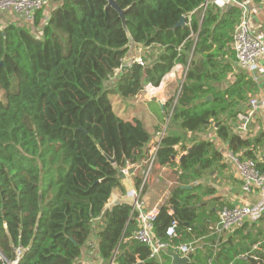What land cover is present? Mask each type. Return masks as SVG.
Wrapping results in <instances>:
<instances>
[{"label": "trees", "instance_id": "16d2710c", "mask_svg": "<svg viewBox=\"0 0 264 264\" xmlns=\"http://www.w3.org/2000/svg\"><path fill=\"white\" fill-rule=\"evenodd\" d=\"M114 1L141 44L140 60L125 69L127 37L107 0H61L45 21L42 8L27 25L0 28V264L13 260L18 246L17 264H76L85 249L96 256L88 264H170L163 250L150 256L134 238L130 203L107 206L113 190H123L122 169L138 166L140 187L151 140L139 119L118 113L109 94L125 104L178 64L185 76L176 98L159 110L156 130L166 118L185 134L217 123L228 151L264 171L255 157L264 132L250 136L236 122L256 82L242 74L216 92L209 84L235 67L232 42L242 7L219 0ZM181 17L184 24L175 26ZM222 159L212 141L163 134L155 163L176 168V185L157 209L153 234L187 256L185 264H264V212L229 233H211L220 210L232 205L213 197L207 209L202 197L214 190L195 182L204 170L223 168ZM173 220L176 236L169 238ZM182 244H189L186 253Z\"/></svg>", "mask_w": 264, "mask_h": 264}, {"label": "crops", "instance_id": "0c3cea01", "mask_svg": "<svg viewBox=\"0 0 264 264\" xmlns=\"http://www.w3.org/2000/svg\"><path fill=\"white\" fill-rule=\"evenodd\" d=\"M61 0H46V5L43 8L44 21L46 16L49 14L50 10L58 5ZM211 1V0H210ZM246 8V14L249 17L253 32L263 39L264 41V0L260 2H253L251 0L244 3ZM228 5H222V7ZM21 24L27 25L30 22L27 21L25 16L21 13L14 12L13 10H5L0 12V28L6 26L7 24ZM235 67L232 72L227 73L221 81H212L209 84L217 90L223 89L229 86L238 76L245 74L250 76L257 84V93L252 97L257 98L260 102L258 108L255 110L253 117L251 118L248 129L246 130L250 136H255L258 132H264V56L258 60V70L254 72H247L242 69L237 61L234 62ZM186 69L181 65L174 66L161 80L160 84L156 87L147 86L143 91L137 94L134 99L127 101V103L122 104L120 100H117L114 105L118 108L116 109L119 114H124L127 117H133L139 119L146 131L151 135L150 142L146 145L148 147L160 133H168L184 136L186 139L189 138H199L204 140H209L214 143V147L218 150L222 156L223 168L210 167L203 171L200 179L196 181V184H202L210 189L214 190L213 194L203 195V199L207 202V209L212 208L210 198L221 197L228 201L230 205H242V204H254L259 198L257 192H251L250 194H245L241 188V180L239 178L238 172L235 166L224 158V154L228 151L227 145L216 136L217 123L208 126L206 129L197 132L195 134L187 133L180 128L177 121H170L166 118L165 123L162 124V130L157 131L156 125L159 122V110L163 112L165 103L171 98L175 99L179 93L181 83L183 82ZM119 70L116 71L118 76ZM116 77L112 78L108 85L115 82ZM155 95L157 99L162 103V108L159 104L149 99L150 96ZM251 97V98H252ZM209 98V99H207ZM212 99L211 95L206 97V100ZM248 103L244 106H238L239 109H245ZM244 107V108H243ZM237 122V118H236ZM245 131V132H246ZM184 154V153H183ZM183 154H177L174 156L175 164L179 162L180 157ZM255 157L259 162L264 163V143L262 146L255 149ZM132 167V166H131ZM130 168V167H129ZM138 166H135V170L132 172H127L121 175L120 184L122 189H114L107 206H111L116 202H127L131 203L132 199L130 193L134 191L135 172ZM175 167L170 168L162 166L155 163L151 169L150 179L146 183L140 196L145 205V209H158L159 206L165 201L172 188L176 185V172ZM190 186V185H189ZM184 189H190L184 188ZM95 237V236H94ZM94 246V241H91ZM95 252H87V249L83 250L80 258L77 259L76 264H88L92 263L93 255ZM96 256H94L95 258ZM171 264V261H170Z\"/></svg>", "mask_w": 264, "mask_h": 264}, {"label": "built area", "instance_id": "2783aa9c", "mask_svg": "<svg viewBox=\"0 0 264 264\" xmlns=\"http://www.w3.org/2000/svg\"><path fill=\"white\" fill-rule=\"evenodd\" d=\"M221 4H237L242 7V16L235 28L233 35L232 47L235 53L237 64L247 72L258 70V60L264 56V41L257 36L253 30L246 14L244 3L236 0H219ZM46 0H0V12L5 10H13L25 16L27 21L32 22L37 11L44 8ZM140 59L137 58V61ZM259 100L257 98L250 99L248 105L242 113L237 116V128L242 131L248 129V124L258 108ZM163 133L148 145L149 157L146 160V166L141 173L140 187L130 193L131 196V212L135 213L138 229L133 233L134 238L144 243L150 248V256H158L159 252L166 247L163 242L155 238L153 234V221L156 216V209H145V205L141 199L142 187L150 179L151 169L156 162V153L159 147ZM224 158L229 160L236 168L241 180V188L243 193L250 194L257 192L258 200L254 204L234 205L231 207H223L219 212L218 220L209 228L211 233L223 234L233 231L241 227L245 222H253L260 218L264 212V171L259 170L254 161L250 159H240L237 155L227 151ZM123 174L128 169H122ZM177 222L173 220L166 230L169 238L176 236ZM90 246L93 244L90 242ZM256 248V247H255ZM182 253L189 250V244L179 246ZM23 252V248L18 246L15 249L14 259L7 261L5 264H17Z\"/></svg>", "mask_w": 264, "mask_h": 264}, {"label": "water", "instance_id": "95a60500", "mask_svg": "<svg viewBox=\"0 0 264 264\" xmlns=\"http://www.w3.org/2000/svg\"><path fill=\"white\" fill-rule=\"evenodd\" d=\"M107 6L113 7L116 10V12L118 13L119 17L121 18L123 30L125 31V34L127 37V43L124 46V48H126V52L122 58V66H121V69H125L132 62L137 60L138 48L141 46V44L135 42V40L133 39V37L131 36L130 32L127 29V26L125 24L124 15H123L124 9H121L114 0H107ZM183 24H184V17H181L175 26L183 25ZM149 99L156 101L159 104V106L162 108V103L157 99V97L155 95L150 96ZM207 99H209V98H207ZM189 150H190V148L188 149V151ZM183 155L181 157H183ZM105 156L109 162L114 163L113 158H111L107 155H105ZM134 170H135V167H130L128 169V172H132ZM181 187L182 188H189L190 186L189 185H182ZM162 250L167 255L170 256L171 264H185L186 261L188 260L187 256L179 255L177 252L171 251L167 247H164Z\"/></svg>", "mask_w": 264, "mask_h": 264}, {"label": "rangeland", "instance_id": "374dc122", "mask_svg": "<svg viewBox=\"0 0 264 264\" xmlns=\"http://www.w3.org/2000/svg\"><path fill=\"white\" fill-rule=\"evenodd\" d=\"M109 98L111 99V101L113 102V107L115 108V109H117L118 107L116 106V105H114V103H116V101L117 100H121L122 101V99L121 98H119L116 94H109ZM123 104V103H122ZM231 232V231H230ZM227 233H229V232H227ZM94 239V238H93ZM93 255V257L95 256L94 254H92ZM92 257V258H93Z\"/></svg>", "mask_w": 264, "mask_h": 264}]
</instances>
